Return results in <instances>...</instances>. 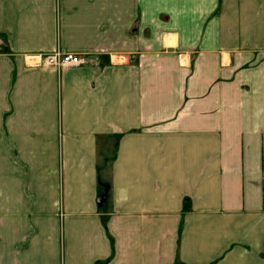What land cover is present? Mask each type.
Wrapping results in <instances>:
<instances>
[{
    "label": "crops",
    "instance_id": "crops-1",
    "mask_svg": "<svg viewBox=\"0 0 264 264\" xmlns=\"http://www.w3.org/2000/svg\"><path fill=\"white\" fill-rule=\"evenodd\" d=\"M0 264H264V0H0Z\"/></svg>",
    "mask_w": 264,
    "mask_h": 264
},
{
    "label": "built area",
    "instance_id": "built-area-1",
    "mask_svg": "<svg viewBox=\"0 0 264 264\" xmlns=\"http://www.w3.org/2000/svg\"><path fill=\"white\" fill-rule=\"evenodd\" d=\"M84 58L75 53H62L60 51H54L52 53L42 55L36 63L43 68H54L56 70H62L68 67H76L83 64Z\"/></svg>",
    "mask_w": 264,
    "mask_h": 264
},
{
    "label": "water",
    "instance_id": "water-1",
    "mask_svg": "<svg viewBox=\"0 0 264 264\" xmlns=\"http://www.w3.org/2000/svg\"><path fill=\"white\" fill-rule=\"evenodd\" d=\"M106 197H107V188H105L101 194L100 197H98L97 199V205L98 206H102L104 204V202L106 201Z\"/></svg>",
    "mask_w": 264,
    "mask_h": 264
}]
</instances>
